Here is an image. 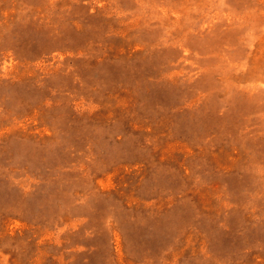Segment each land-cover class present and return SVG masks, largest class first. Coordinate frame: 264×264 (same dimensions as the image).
<instances>
[{
    "label": "rangeland",
    "instance_id": "374dc122",
    "mask_svg": "<svg viewBox=\"0 0 264 264\" xmlns=\"http://www.w3.org/2000/svg\"><path fill=\"white\" fill-rule=\"evenodd\" d=\"M0 264H264V0H0Z\"/></svg>",
    "mask_w": 264,
    "mask_h": 264
}]
</instances>
